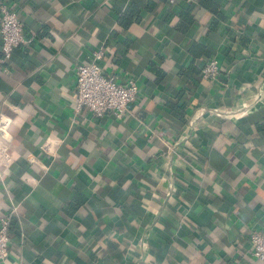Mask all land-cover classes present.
Returning <instances> with one entry per match:
<instances>
[{
	"label": "crops",
	"instance_id": "0c3cea01",
	"mask_svg": "<svg viewBox=\"0 0 264 264\" xmlns=\"http://www.w3.org/2000/svg\"><path fill=\"white\" fill-rule=\"evenodd\" d=\"M3 1L31 41L0 61V264H264V0ZM98 48L119 118L73 111Z\"/></svg>",
	"mask_w": 264,
	"mask_h": 264
},
{
	"label": "built area",
	"instance_id": "2783aa9c",
	"mask_svg": "<svg viewBox=\"0 0 264 264\" xmlns=\"http://www.w3.org/2000/svg\"><path fill=\"white\" fill-rule=\"evenodd\" d=\"M175 0H167L172 4ZM31 38H25L21 34V28L15 13L0 0V61L9 59L11 51L18 45H27ZM101 48L91 51L89 60L75 66L74 88L75 100L73 111L77 113L85 108L92 117L99 118L109 115L119 118L128 105L133 103L137 96V86L133 79L124 82L115 81L114 76H105L98 61L102 58ZM219 73V63L215 57L206 59L200 70L199 78L205 82H214ZM222 115L221 112H214ZM11 118L0 113V138L4 141L12 139L8 127ZM16 212V206L10 204L9 211L0 216V262L5 258L9 235L8 228L11 216ZM250 253L257 260L264 263V230H252L248 234Z\"/></svg>",
	"mask_w": 264,
	"mask_h": 264
},
{
	"label": "trees",
	"instance_id": "16d2710c",
	"mask_svg": "<svg viewBox=\"0 0 264 264\" xmlns=\"http://www.w3.org/2000/svg\"><path fill=\"white\" fill-rule=\"evenodd\" d=\"M189 50H190V49H189ZM212 57H213V56H212ZM9 58H10V57H9ZM209 58H211V57H209ZM207 59H208V58H207ZM7 60H8V59H7ZM7 60H6V61H7ZM6 61H4L3 63H5ZM202 64H203V63H202ZM201 66H202V65H201ZM200 68H201V67H200ZM200 68H199V70H200ZM71 207L75 209L76 206H74V207L71 206Z\"/></svg>",
	"mask_w": 264,
	"mask_h": 264
}]
</instances>
